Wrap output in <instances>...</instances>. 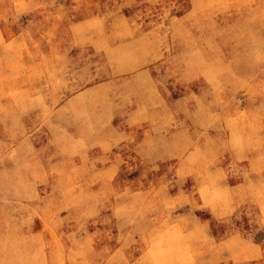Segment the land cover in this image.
I'll return each instance as SVG.
<instances>
[{
  "label": "clouds",
  "instance_id": "clouds-1",
  "mask_svg": "<svg viewBox=\"0 0 264 264\" xmlns=\"http://www.w3.org/2000/svg\"><path fill=\"white\" fill-rule=\"evenodd\" d=\"M264 0H0V264H264Z\"/></svg>",
  "mask_w": 264,
  "mask_h": 264
},
{
  "label": "rangeland",
  "instance_id": "rangeland-1",
  "mask_svg": "<svg viewBox=\"0 0 264 264\" xmlns=\"http://www.w3.org/2000/svg\"><path fill=\"white\" fill-rule=\"evenodd\" d=\"M254 242L261 244L264 243V233H258L254 237Z\"/></svg>",
  "mask_w": 264,
  "mask_h": 264
}]
</instances>
